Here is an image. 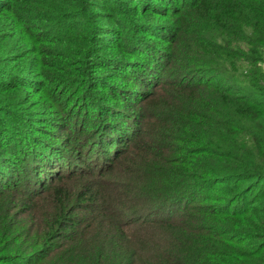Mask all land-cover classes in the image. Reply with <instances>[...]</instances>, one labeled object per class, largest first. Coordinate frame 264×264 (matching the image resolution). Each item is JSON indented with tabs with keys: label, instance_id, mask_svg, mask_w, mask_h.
<instances>
[{
	"label": "trees",
	"instance_id": "trees-1",
	"mask_svg": "<svg viewBox=\"0 0 264 264\" xmlns=\"http://www.w3.org/2000/svg\"><path fill=\"white\" fill-rule=\"evenodd\" d=\"M141 1L0 0V264H264V0ZM178 56L210 73L163 78ZM34 76L72 102L61 139L23 115ZM48 148L79 165L37 184ZM211 183L225 199L137 223Z\"/></svg>",
	"mask_w": 264,
	"mask_h": 264
},
{
	"label": "rangeland",
	"instance_id": "rangeland-1",
	"mask_svg": "<svg viewBox=\"0 0 264 264\" xmlns=\"http://www.w3.org/2000/svg\"><path fill=\"white\" fill-rule=\"evenodd\" d=\"M140 4H143L141 0ZM151 1V3L153 4V6L159 7L161 10L165 9L164 5L161 4V2L157 1V0H148ZM181 0L178 1V3H180ZM150 9V11L146 12V15L150 16V18H152L153 20L157 21V20H161V19H165V18H161V16L159 14H157L156 10L153 9V11H151L152 8H147ZM115 29H119L120 27L118 26V22L114 24L113 26ZM110 37H112V34L110 35ZM193 47L189 46V40H185L184 44H183V50L184 52H188L189 50H191ZM186 55V54H185ZM148 60L150 61V59L148 58ZM178 64H175L176 67L173 68H169L163 75V78L165 77H174V79H176V81L182 80L183 82H190L192 83L196 81L197 77L200 76L202 77V75H205L204 78H206V74L210 73L208 71V69H205L204 72H202V69L196 70V71H191L189 69L190 66H188L186 63L188 62L187 59L182 60L180 58V56H178ZM246 64V63H245ZM172 69V70H171ZM107 70H109V68H101V69H97L96 70V74H99L100 72H106L105 74H109L111 73V70H109L107 72ZM126 70L123 67H118L115 69L116 75H132L134 74L133 72H125ZM144 75V74H142ZM160 75V74H159ZM223 75H227V74H223ZM232 76V83H237L239 86H241L244 89H246L247 87H245L244 83H241L239 81H241L243 78L241 77L242 75H240L239 73L236 72L235 75H229V77ZM31 77V76H30ZM34 82L30 83V87L29 88H23L25 89V91L28 93L29 95V100L28 103L26 105V109H23V115H25L26 117H28V119H32L31 122L34 124V126L39 125V127L43 128L44 126H47L42 119H48L50 120V124H52L53 128H50L51 133L53 135V139H55L57 137V140L60 138H62L63 136H65L64 131H60L64 126H60L59 123H62L64 121L63 118H61L64 115V111L69 109V107H71L72 102H64L62 103V105H59L57 102H55L54 98L51 96V92H52V87L54 85V82H50V81H44L42 82V78H40V76H34ZM65 77V76H63ZM210 77V76H208ZM222 78L218 77L215 78V80H212L213 82L216 83H220L223 85H227L229 84L228 81H222ZM231 80V78H230ZM40 82H42L41 84H38ZM167 91L170 92L172 91L173 87L168 86L166 87ZM59 107V108H58ZM43 108L45 109L43 111ZM61 109H63L62 111H60ZM71 116L70 114H68V118L66 119V122L68 123V121H70L69 124V128H74V119L71 120ZM111 121L114 123H116L117 125L121 126L124 123L128 124V119H117V120H113L111 119ZM135 122V121H134ZM134 122H132L131 124H133ZM57 124V125H56ZM130 124V125H131ZM78 125V124H77ZM137 126V124H136ZM136 134L138 133L135 132ZM83 134V133H82ZM78 141H82L84 142L81 138L78 137L77 139ZM97 141V140H96ZM87 144V142H86ZM92 144V143H91ZM57 143L55 142L53 147L56 146ZM61 149L64 148L63 144L58 141V145ZM51 147V148H53ZM93 149H95V147H93ZM49 152H43L41 153L42 156H46L49 159L52 160V162L56 163V165H59V168L56 169L55 173H44L39 174L38 177L39 182H37V184L41 183V182H51L53 181V178H56L57 174L63 175L65 173H69L70 169H72L74 167V169H76V166L79 165V163L77 161H75L76 159L73 158V160H66L62 157V155L59 152H52V150H50L48 148ZM48 150H40V151H48ZM90 149H88V153L86 151H84L83 155L85 157V159H87V162L91 165V167L96 170L98 169V165L95 162L96 158H95V154H93L91 151H89ZM17 159V163H21L20 158H16ZM50 160V161H51ZM30 165V168L33 171V168L35 169V167H32V162L28 163ZM22 167L24 168V166L27 168L26 163L22 162L21 163ZM28 169V168H27ZM22 170V169H21ZM26 173L24 171L20 172V174L17 176L16 178V182L18 184H21V186L19 187H23L22 183L23 180L26 178ZM86 180V176L82 177V178H71L70 179V184L74 185V186H79L81 184V182ZM57 181V180H55ZM220 185L222 184H217V183H211V185L205 186L202 189L199 188L197 190H195V192L193 191L192 193L185 195L184 197H180L177 199H171V200H163L160 201L154 205H150V207L146 208V210L142 211V213H140L138 216H136V221L137 223L144 221L143 219L146 220H151V219H157V218H171V217H175L176 215L180 214L184 208L186 206H190L193 205L194 203L196 204H208V205H213L214 203H218V199L220 197L224 198V196H219L221 195L220 192H215L212 189H216L218 187H220ZM28 189V187L26 188ZM197 191V192H196ZM201 197L205 200L202 199L201 203L199 202V200L201 199ZM223 203V202H222ZM187 208V207H186ZM185 208V209H186ZM141 216V217H140ZM143 218V219H141ZM148 223V222H146Z\"/></svg>",
	"mask_w": 264,
	"mask_h": 264
}]
</instances>
